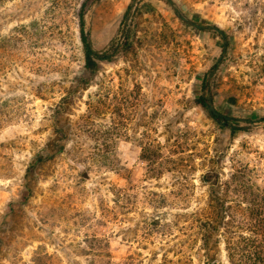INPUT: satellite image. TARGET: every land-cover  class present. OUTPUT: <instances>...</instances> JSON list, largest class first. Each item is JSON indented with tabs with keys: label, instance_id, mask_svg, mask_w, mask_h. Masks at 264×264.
Listing matches in <instances>:
<instances>
[{
	"label": "rangeland",
	"instance_id": "obj_1",
	"mask_svg": "<svg viewBox=\"0 0 264 264\" xmlns=\"http://www.w3.org/2000/svg\"><path fill=\"white\" fill-rule=\"evenodd\" d=\"M84 2L0 0V264H89L95 238L110 264H203L179 218L203 207L217 264L233 263L238 234L264 247V0H135L129 47L73 90ZM131 3L84 8L95 49ZM205 78L233 130L196 105ZM67 93L70 111L54 118ZM87 109L92 125L72 127L28 196L32 157Z\"/></svg>",
	"mask_w": 264,
	"mask_h": 264
},
{
	"label": "trees",
	"instance_id": "obj_2",
	"mask_svg": "<svg viewBox=\"0 0 264 264\" xmlns=\"http://www.w3.org/2000/svg\"><path fill=\"white\" fill-rule=\"evenodd\" d=\"M96 0H85L83 3L80 13L78 15V26H79V39L82 46V54H83V67L81 75L76 77L73 82V90H86L89 86V82L93 76H95L100 68V64L103 62L111 63L113 62L116 55L120 52V50L127 49V46L129 45V39L133 35V26L135 24V15L133 12V4L135 0H132V3L125 9L120 23L119 27L117 29V33L115 38H113L106 47H104L101 50H97L93 47L90 35L84 28V8L91 3H93ZM227 45L226 38H223V49ZM129 47V46H128ZM207 79H203L201 84V94L196 100V105L205 110L214 120L217 122V124L221 125L224 128H230L234 129L231 124H229L230 118L223 116L222 114H219L215 112L213 108V100L211 96V92L208 89L207 86ZM59 105H55V109L53 110L54 118L60 116L63 113H66L65 111H70L67 108V104H64L66 100H73L72 95L61 96L59 98ZM92 106H88V109H90ZM88 109L86 111V114H83L80 116L79 119L85 120L84 124H72L70 123L69 119L66 118L67 127L69 128L67 132L65 133V130L63 128H60L56 130L53 138H50L45 143V147L42 149V151L37 152L32 159L30 160L26 170H25V184L24 189L27 192V195L30 196L33 192V187L35 186L37 182L38 176V170L40 167L47 161L50 160V158L54 154H61L64 150V140L63 139H69L70 137L76 136V134L72 133V127L75 128L77 131H83L82 129H85V126L92 125L91 118L93 117L92 111L88 112ZM75 125V126H74ZM207 176L204 175L202 178L201 183L204 184L207 181ZM159 200H152L150 199V203H152V207H158V205H164L167 203V200L163 196L158 197ZM125 196H119V200H124ZM179 218L184 219L186 223H188V226L184 228L185 233H187V236L191 235V232H195L196 238L199 242V249L202 252V258H203V264H217L216 260L214 259V256L211 254V244L213 243V234L208 222V213L206 210V207L201 208L197 212L179 216ZM159 218L155 220H150L152 223H148L149 226L153 224H158L160 231L162 234H165L168 232L171 228L170 224L167 223H160V221H157ZM176 226V225H175ZM252 235V234H251ZM233 241L232 245V251H233V258H232V264H264V257H261V243L255 241L253 237H247L245 238L241 234H238L236 237L231 238ZM95 242L99 244L98 246V252L96 254H93L96 258H92L89 264H110L109 258L110 255L108 253H104L103 246L100 245L101 240H98L95 238ZM264 248V247H262ZM264 251V250H262ZM264 256V255H262ZM106 259V260H105ZM132 257L129 259L132 262ZM125 264V263H123ZM161 264H189L187 262H175L167 258H163V262Z\"/></svg>",
	"mask_w": 264,
	"mask_h": 264
}]
</instances>
